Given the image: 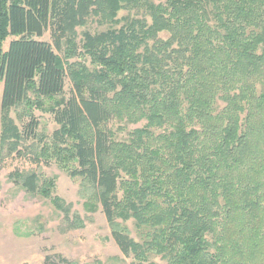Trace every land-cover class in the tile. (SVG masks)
I'll return each mask as SVG.
<instances>
[{
	"label": "trees",
	"instance_id": "1",
	"mask_svg": "<svg viewBox=\"0 0 264 264\" xmlns=\"http://www.w3.org/2000/svg\"><path fill=\"white\" fill-rule=\"evenodd\" d=\"M90 17L107 29L80 46ZM50 28L63 56L40 40ZM1 86L0 152L37 136L35 109L51 113L36 161L78 180L88 211L103 208L132 259L112 264H264V0H0ZM10 177L85 227L56 177Z\"/></svg>",
	"mask_w": 264,
	"mask_h": 264
},
{
	"label": "rangeland",
	"instance_id": "2",
	"mask_svg": "<svg viewBox=\"0 0 264 264\" xmlns=\"http://www.w3.org/2000/svg\"><path fill=\"white\" fill-rule=\"evenodd\" d=\"M163 2L165 0H155ZM134 12V11H133ZM132 13V12H131ZM128 10H121L118 14L122 18ZM77 42L81 46L86 31L92 33L106 30L94 18L90 17L88 23L78 26ZM169 36L162 32L160 37ZM11 39L4 43V49L9 48ZM57 49L53 37V28H50L40 37ZM79 58H75L78 60ZM74 60V61H75ZM87 63L90 65V61ZM73 83L70 77L65 82V94L71 96ZM3 87H0V103ZM20 110H13L11 116L20 128H24L29 118H20ZM39 122L37 136L25 137L18 150L11 151V145L5 143L0 152V264H47V258L55 264H112L114 257L131 262L126 258L112 236V230L102 207L96 212H90L85 207V199L80 195V182L73 179L57 163L51 161H36L35 152L39 145V136H50L57 129L54 116L40 109L34 110ZM1 119V106H0ZM145 120L136 125H130L126 131H121L118 137L124 138L135 127H141ZM115 130L122 127L118 121L111 122ZM16 171H37L43 178L56 177L55 195L64 199L71 205L72 215L75 213L85 220V227L70 229L66 224L65 213L58 210L50 199L40 194H32L16 184L10 175ZM131 235L140 240L135 222L130 219L126 222ZM67 259V260H65ZM153 260L158 264L164 263L160 257Z\"/></svg>",
	"mask_w": 264,
	"mask_h": 264
}]
</instances>
